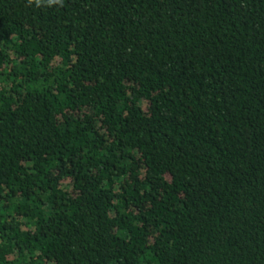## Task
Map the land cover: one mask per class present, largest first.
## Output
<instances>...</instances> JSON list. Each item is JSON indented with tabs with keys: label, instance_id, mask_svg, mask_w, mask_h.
Segmentation results:
<instances>
[{
	"label": "trees",
	"instance_id": "1",
	"mask_svg": "<svg viewBox=\"0 0 264 264\" xmlns=\"http://www.w3.org/2000/svg\"><path fill=\"white\" fill-rule=\"evenodd\" d=\"M0 264H264V0H0Z\"/></svg>",
	"mask_w": 264,
	"mask_h": 264
},
{
	"label": "clouds",
	"instance_id": "2",
	"mask_svg": "<svg viewBox=\"0 0 264 264\" xmlns=\"http://www.w3.org/2000/svg\"><path fill=\"white\" fill-rule=\"evenodd\" d=\"M30 2H31V0H30ZM37 2H39V0H37Z\"/></svg>",
	"mask_w": 264,
	"mask_h": 264
}]
</instances>
